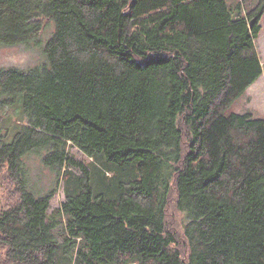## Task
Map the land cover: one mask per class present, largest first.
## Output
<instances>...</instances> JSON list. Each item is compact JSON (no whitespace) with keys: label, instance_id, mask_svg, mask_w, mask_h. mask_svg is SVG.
Wrapping results in <instances>:
<instances>
[{"label":"trees","instance_id":"16d2710c","mask_svg":"<svg viewBox=\"0 0 264 264\" xmlns=\"http://www.w3.org/2000/svg\"><path fill=\"white\" fill-rule=\"evenodd\" d=\"M245 9L0 0L1 44L37 42L55 22L43 64L0 68V191L15 192L0 264H264V119L226 114L263 73L264 0ZM32 153L56 173L44 193ZM172 192L185 254L167 226Z\"/></svg>","mask_w":264,"mask_h":264},{"label":"rangeland","instance_id":"374dc122","mask_svg":"<svg viewBox=\"0 0 264 264\" xmlns=\"http://www.w3.org/2000/svg\"><path fill=\"white\" fill-rule=\"evenodd\" d=\"M241 1H243L246 12H250L253 10V7L256 5L258 0ZM260 25L261 29L257 39L255 40V43L262 60L263 73L243 95H241L233 102L228 110H226V114H230L232 112H250L254 115V117L264 119V15L261 17ZM42 27L43 28L40 34V40H38L37 42L36 40H33L29 43H17L11 45L0 43V68H28L43 64L46 60L44 48L47 40L55 30V22L51 19L46 18L42 21ZM70 154L76 160H82L85 163H88L91 160V158H89L85 153H83L75 146L70 147ZM38 158L39 157H37V153H32L31 155H29L27 162L33 171V185L36 186L39 190H42V193H44L45 190L48 189L51 180L56 176V173L43 165L42 162H39ZM69 169H71L75 174L80 173V170L75 166H72V168ZM57 187L58 192L55 194L54 198L51 201L50 210L60 206V203L65 200L63 180L60 182V184L57 185ZM170 196V202L167 208V226L170 231H174L177 234L180 248L182 249V251H184L185 254L187 251V245L184 238V217L176 207V196L174 192H172V195ZM14 198V190L10 188V185L7 182H5L0 191V209L8 206ZM62 232L63 227L59 226L56 229L57 235L60 236ZM3 256L4 255L0 254V257Z\"/></svg>","mask_w":264,"mask_h":264},{"label":"water","instance_id":"95a60500","mask_svg":"<svg viewBox=\"0 0 264 264\" xmlns=\"http://www.w3.org/2000/svg\"><path fill=\"white\" fill-rule=\"evenodd\" d=\"M259 18L258 15L254 16L252 19H251V22H250V27H252L254 25V23L257 21V19Z\"/></svg>","mask_w":264,"mask_h":264}]
</instances>
